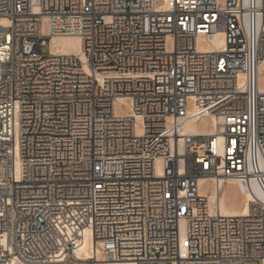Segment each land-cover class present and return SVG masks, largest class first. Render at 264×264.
Returning a JSON list of instances; mask_svg holds the SVG:
<instances>
[{
	"label": "built area",
	"instance_id": "1",
	"mask_svg": "<svg viewBox=\"0 0 264 264\" xmlns=\"http://www.w3.org/2000/svg\"><path fill=\"white\" fill-rule=\"evenodd\" d=\"M1 21L0 264H264V0H0ZM201 180L263 200L223 216Z\"/></svg>",
	"mask_w": 264,
	"mask_h": 264
},
{
	"label": "bare ground",
	"instance_id": "2",
	"mask_svg": "<svg viewBox=\"0 0 264 264\" xmlns=\"http://www.w3.org/2000/svg\"><path fill=\"white\" fill-rule=\"evenodd\" d=\"M0 23H4L1 21ZM52 47L62 54H79L81 49L80 40L76 37L68 38H58L54 39L52 42ZM213 46L208 49H219L221 48L222 42L214 38ZM192 107L190 109L191 113L199 112L201 108L205 105V100L201 98H193ZM211 122L207 118H200L197 122V119L191 118L188 119L184 124V132L187 134H210ZM251 190L256 196H252L250 192L246 191L245 185H242L233 180H226L225 183L221 184L220 190H215L210 180H201L200 181V193L206 195L209 200L210 208L213 210L218 208L220 213L223 216L236 217L243 216L248 210V203L257 197L263 200V195L256 186V184L251 181ZM89 250V243L85 240L84 244L80 248L77 255L79 257H87ZM99 264H130L127 262H109L102 261Z\"/></svg>",
	"mask_w": 264,
	"mask_h": 264
},
{
	"label": "rangeland",
	"instance_id": "3",
	"mask_svg": "<svg viewBox=\"0 0 264 264\" xmlns=\"http://www.w3.org/2000/svg\"><path fill=\"white\" fill-rule=\"evenodd\" d=\"M52 50V44L51 43H46L42 47V55L43 56H48ZM242 264H260L259 261L257 260H246Z\"/></svg>",
	"mask_w": 264,
	"mask_h": 264
}]
</instances>
